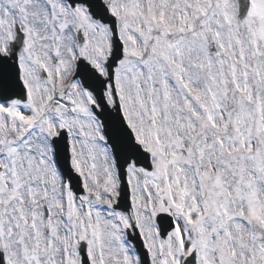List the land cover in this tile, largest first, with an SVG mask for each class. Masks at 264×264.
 <instances>
[{"label": "snow or ice", "instance_id": "snow-or-ice-1", "mask_svg": "<svg viewBox=\"0 0 264 264\" xmlns=\"http://www.w3.org/2000/svg\"><path fill=\"white\" fill-rule=\"evenodd\" d=\"M0 264H264V0H0Z\"/></svg>", "mask_w": 264, "mask_h": 264}]
</instances>
